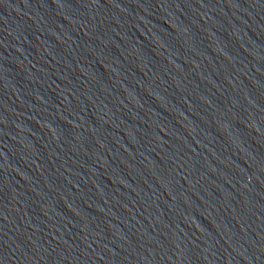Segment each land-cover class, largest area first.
Wrapping results in <instances>:
<instances>
[{"label": "water", "instance_id": "95a60500", "mask_svg": "<svg viewBox=\"0 0 264 264\" xmlns=\"http://www.w3.org/2000/svg\"><path fill=\"white\" fill-rule=\"evenodd\" d=\"M0 264H264V0H0Z\"/></svg>", "mask_w": 264, "mask_h": 264}]
</instances>
